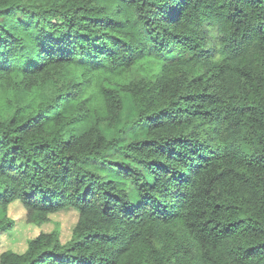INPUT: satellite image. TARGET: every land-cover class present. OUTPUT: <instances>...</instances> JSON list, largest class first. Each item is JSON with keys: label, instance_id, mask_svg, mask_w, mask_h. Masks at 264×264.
Instances as JSON below:
<instances>
[{"label": "trees", "instance_id": "1", "mask_svg": "<svg viewBox=\"0 0 264 264\" xmlns=\"http://www.w3.org/2000/svg\"><path fill=\"white\" fill-rule=\"evenodd\" d=\"M13 202L77 220L0 264H264V0H0Z\"/></svg>", "mask_w": 264, "mask_h": 264}, {"label": "rangeland", "instance_id": "2", "mask_svg": "<svg viewBox=\"0 0 264 264\" xmlns=\"http://www.w3.org/2000/svg\"><path fill=\"white\" fill-rule=\"evenodd\" d=\"M134 116L135 111L132 107L131 99L126 95L121 116L122 122L119 124H124V120H131ZM101 129L106 136H112V128L102 124ZM144 131V126L131 127L127 124L124 134L121 135L120 144H124L135 137L143 136ZM112 157L121 159L122 155L120 152L115 151L112 153ZM103 171L108 172L106 168H104ZM8 216L11 217L15 223L10 232L0 231V252L8 248L19 252L23 251L27 241L40 231L56 229L60 232L61 240L64 241L69 238L71 229L77 220V212L70 208L52 213L49 216V220L40 226L33 225L26 221L25 210L19 202L9 204Z\"/></svg>", "mask_w": 264, "mask_h": 264}]
</instances>
